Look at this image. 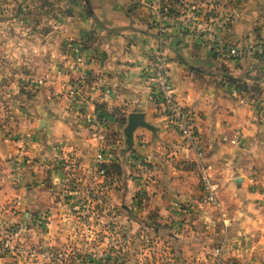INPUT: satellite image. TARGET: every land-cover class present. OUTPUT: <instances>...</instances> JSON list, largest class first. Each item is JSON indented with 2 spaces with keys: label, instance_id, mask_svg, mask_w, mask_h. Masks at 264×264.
I'll return each mask as SVG.
<instances>
[{
  "label": "crops",
  "instance_id": "0c3cea01",
  "mask_svg": "<svg viewBox=\"0 0 264 264\" xmlns=\"http://www.w3.org/2000/svg\"><path fill=\"white\" fill-rule=\"evenodd\" d=\"M82 1L96 16L91 17L102 45L85 49L76 69L77 59L62 55L60 74L46 61L41 68L47 72L39 77L46 81L37 84L32 113L0 123V236L20 225L18 245L70 247L80 223L73 205L92 199V212L101 217L102 194H108L103 201L119 205L126 218L134 213L135 225L168 241L178 264H218L216 248L238 264H264V60L251 54L233 59L222 47L249 44L252 28L256 39L264 37V25L252 18L254 11L264 13L263 0H169L180 15L163 30L149 12L150 0ZM194 8L196 15L189 17ZM160 47L179 101L193 112L202 159L157 114L150 98L145 70ZM251 60L258 65L252 67ZM84 74L79 97L87 102L80 107L69 99L68 87ZM237 74L244 75L247 90H238ZM97 104L103 107L102 140L88 120ZM135 111L153 128L136 129L129 149L123 146L124 129ZM101 148L105 158L99 161ZM202 165L221 207L203 203ZM102 166L125 172L104 180ZM39 251L32 260L0 256V264H48Z\"/></svg>",
  "mask_w": 264,
  "mask_h": 264
},
{
  "label": "rangeland",
  "instance_id": "374dc122",
  "mask_svg": "<svg viewBox=\"0 0 264 264\" xmlns=\"http://www.w3.org/2000/svg\"><path fill=\"white\" fill-rule=\"evenodd\" d=\"M82 2V0H0V123L8 124L16 119L14 117L32 113L30 105H34L39 95L41 87L37 84L40 85L38 81L42 78L39 77L47 72L45 67L41 68L46 61L47 64L52 61L53 65H56L57 73L60 74L59 71L65 67V61L60 59L62 55H73V58L77 59L75 60L77 64L74 65L76 69L84 63L79 55H82L85 49L95 44L102 45V34L94 28V20ZM79 5H82L80 11ZM259 15V12L254 11L252 18L260 20L263 26L264 13H261L260 17ZM254 25L252 22V27ZM251 30L252 41L237 46L243 50L240 55L244 57L263 51L264 37L256 39L257 31L253 28ZM245 49L248 51L245 52ZM251 65L252 67L258 65L257 60H251ZM35 66L39 69L36 70ZM26 71H30L33 76H24ZM243 76L242 74L235 76L238 79L237 85L242 84ZM85 77L86 74L78 81H74L84 86L85 83L81 80ZM92 79L91 75L89 80ZM45 81L44 79L43 84ZM257 94L250 92L249 97L256 98ZM123 146L127 147L125 137ZM119 172L124 174L125 171L123 168L121 171L118 167L105 169L102 166L104 180H113ZM102 196L109 197L108 194ZM125 214L119 205L105 201L102 203V216L91 218L86 224H83L76 214L79 226H76L75 234L68 241L70 247L65 246L73 253L72 264H178L176 260L178 257L176 258L177 255H174L171 247L167 245L168 241L162 243L163 238L155 239L156 236L150 231L147 232L146 229L143 231L140 225H135L136 223L131 220L135 218L134 213H130L132 218H126ZM136 218L141 220L139 216ZM156 242L161 246L155 245ZM163 245L168 248L165 250ZM37 246V243H33L26 247L35 249ZM220 254L221 259L214 258V262L225 264L227 260H234L226 257L224 251H220ZM9 256L21 260L28 259ZM43 256L48 264H55L52 256ZM34 258L29 257L30 260Z\"/></svg>",
  "mask_w": 264,
  "mask_h": 264
},
{
  "label": "built area",
  "instance_id": "2783aa9c",
  "mask_svg": "<svg viewBox=\"0 0 264 264\" xmlns=\"http://www.w3.org/2000/svg\"><path fill=\"white\" fill-rule=\"evenodd\" d=\"M209 1L213 2L215 0ZM147 6L155 24L163 30L165 25L172 19L170 4L164 0H150L148 1ZM189 15V17H194L196 15L195 8L191 10ZM214 38L215 37L213 35L212 39ZM246 51H248V49H245V52ZM242 52L243 50H241L237 46L230 47L226 50L225 55L229 57L238 56ZM168 62L169 59L166 51L163 49V47L158 48L154 53L150 65L145 70V80L149 88L150 98L156 105L157 114L165 117L168 126L178 131L184 143L188 147L193 148L197 152L198 157L202 159L204 150L199 132L194 124L193 112L186 108L179 101ZM43 80L44 79H40L38 82L42 84ZM79 94V83L76 82L68 87L69 99L79 104L80 107H83V105L87 102V98L84 95L79 97ZM234 94H237V91H234ZM88 120L91 122V124L95 125L94 134L101 140L105 139V136L102 133V125L99 119V115L93 114L88 117ZM232 142L236 143L237 140L233 139ZM96 158L99 161H102L105 158V154L102 151V148L100 151H98ZM202 182L204 186L203 203L213 204L215 206L221 207V202L217 193V186L212 181L211 175L208 171V167H206L205 165H202ZM92 202L95 201L92 199H86L85 201L84 199H81V201L73 205V210L76 212V214L79 215V218L84 222V224H86L87 221H89L91 218H99V214L92 212L96 210V207L92 206ZM137 204L138 203L133 205V208L136 209L139 206V204ZM44 225L47 229L50 228L49 218L44 219ZM23 229V227L13 225L12 227H10V230L5 233L4 236H0V256L13 255L24 258L36 257L40 252L39 250H41L42 255L52 256L55 264H72L71 255H73V253L69 251L68 248L52 250L47 247L41 249L37 246L35 249H33L18 245L16 239L20 236V232ZM220 251L222 250L216 248L214 252L216 260L221 259ZM225 264H236V262L234 260H227Z\"/></svg>",
  "mask_w": 264,
  "mask_h": 264
},
{
  "label": "water",
  "instance_id": "95a60500",
  "mask_svg": "<svg viewBox=\"0 0 264 264\" xmlns=\"http://www.w3.org/2000/svg\"><path fill=\"white\" fill-rule=\"evenodd\" d=\"M139 127H145L148 129L153 128V126L146 121L145 114L143 112L135 111L130 113L128 116V123L124 129L126 144L129 149L134 145V133Z\"/></svg>",
  "mask_w": 264,
  "mask_h": 264
},
{
  "label": "trees",
  "instance_id": "16d2710c",
  "mask_svg": "<svg viewBox=\"0 0 264 264\" xmlns=\"http://www.w3.org/2000/svg\"><path fill=\"white\" fill-rule=\"evenodd\" d=\"M215 1H217V0H215ZM167 2L170 4V6H171V8H170V10H171V15L173 16H177V15H180L176 10H175V8H174V6H173V4L169 1V0H167ZM89 15L90 16H92V17H94V18H96V16L94 15V13H92V11L91 10H89ZM223 48H224V50H225V52H226V50L228 49V47L229 46H226V45H223L222 46ZM263 51L262 52H260V53H255V57H257L258 58V61L260 60H264V46H263V49H262ZM225 52H223V54H225ZM244 56H241V55H239V56H230V58H233V59H238V58H243ZM227 58V57H226ZM264 62V61H263ZM221 76H223V79L225 80L226 78H228L229 76H227V72H226V70L224 71L223 70V72H222V74H221ZM237 81H238V79L237 78H234V82H236L237 83ZM237 87H238V90L239 91H243V90H247V84L245 85V86H243L242 84H239V85H237ZM102 110H103V107H102V104H98L97 105V112H98V114H99V118L100 119H102ZM116 166V165H115ZM115 168V167H114ZM117 168V167H116ZM106 169V168H105Z\"/></svg>",
  "mask_w": 264,
  "mask_h": 264
}]
</instances>
